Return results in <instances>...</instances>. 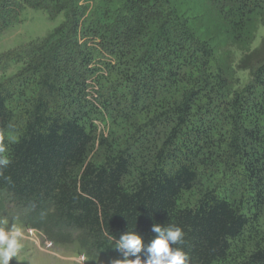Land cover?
<instances>
[{"label": "trees", "instance_id": "trees-1", "mask_svg": "<svg viewBox=\"0 0 264 264\" xmlns=\"http://www.w3.org/2000/svg\"><path fill=\"white\" fill-rule=\"evenodd\" d=\"M237 3L222 15H237L228 33L242 42L264 0ZM25 7L65 20L0 80V143L11 160L0 194L53 240L78 230L90 258L117 257L112 237L127 231L147 244L159 223L184 231L188 264H264V235L254 236L246 212L248 202L264 209V62L234 90L190 0H101L89 13L82 0H0V33ZM19 54L1 55L0 70ZM99 115L112 129L94 161ZM209 169L230 183L241 177L246 202L224 182L184 203Z\"/></svg>", "mask_w": 264, "mask_h": 264}, {"label": "rangeland", "instance_id": "rangeland-1", "mask_svg": "<svg viewBox=\"0 0 264 264\" xmlns=\"http://www.w3.org/2000/svg\"><path fill=\"white\" fill-rule=\"evenodd\" d=\"M101 0H82L87 4L89 13L95 5ZM193 3L194 12L198 15L196 25L197 29L205 37L213 36V43H215L217 52L215 63L223 67L224 73L230 81L234 90L246 86L252 79V71L264 62V10L253 9L250 12L252 20H250L248 27L252 34L250 38L243 39L242 42L235 40L228 29L233 21H237L236 14H232L226 19L225 15L229 14L231 8H236L240 4V0H190ZM249 1V0H242ZM262 5V0H251V7H255L256 3ZM65 17L63 14L57 18H51L45 10H35L32 8H23L15 17L11 26L0 33V56L4 53L16 52L20 53L25 50L26 46L31 43H38L57 28ZM23 54L15 55L13 61L6 70H0V80L15 75L17 71L23 66L21 64V57ZM99 60V59H97ZM91 90V89H90ZM136 119L134 122H138ZM17 123V122H16ZM96 142L91 146L89 159L94 161H102L104 158L105 149L100 146L102 137H108L112 125L110 119L106 116L99 115L95 121ZM13 127H18L17 125ZM11 128V126L9 127ZM15 128L8 130V136L15 135ZM117 131L118 136L124 139V131L116 126L113 127ZM163 135L160 130L154 135ZM148 147H151L149 145ZM146 150H144L145 152ZM203 173L195 188L183 196L184 203H193L203 195V192L215 186H228L227 195L236 204L246 202L245 195L249 190H244V184L241 177L234 182L230 180H219L220 176ZM213 176L215 178L212 180ZM250 200V199H249ZM251 202L246 203V212L253 219L254 236L264 235V209L256 210L251 206ZM27 208L20 206L19 203L11 198H5L0 194V219L6 218L9 221V226L15 223L20 226L25 234V239L22 241L23 247L16 258L10 264H123L120 254L103 256L94 255L88 257L87 254L81 251L78 243L79 231L68 230L65 232L67 238H60L57 240L51 239L44 229L30 226L27 221ZM64 235V234H63Z\"/></svg>", "mask_w": 264, "mask_h": 264}, {"label": "clouds", "instance_id": "clouds-1", "mask_svg": "<svg viewBox=\"0 0 264 264\" xmlns=\"http://www.w3.org/2000/svg\"><path fill=\"white\" fill-rule=\"evenodd\" d=\"M6 151V146L0 143V175L11 163L5 155ZM151 232L155 236L147 244L135 231H127L119 239L112 237L116 240L115 250L122 257L120 260L123 264H188L187 254L179 247L184 243L185 236L180 227L154 223ZM24 239L25 234L20 226L15 223L9 226L6 218L0 219V264H10L18 256Z\"/></svg>", "mask_w": 264, "mask_h": 264}]
</instances>
